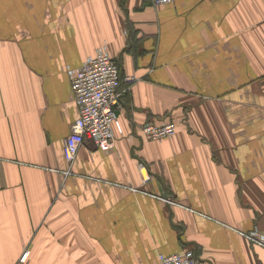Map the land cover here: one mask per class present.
Here are the masks:
<instances>
[{
  "label": "crops",
  "instance_id": "obj_1",
  "mask_svg": "<svg viewBox=\"0 0 264 264\" xmlns=\"http://www.w3.org/2000/svg\"><path fill=\"white\" fill-rule=\"evenodd\" d=\"M104 45L136 77L122 132L70 166L68 69ZM150 121L176 134L148 140ZM255 230L264 239V0H0V264H161L188 249L264 264Z\"/></svg>",
  "mask_w": 264,
  "mask_h": 264
},
{
  "label": "built area",
  "instance_id": "obj_2",
  "mask_svg": "<svg viewBox=\"0 0 264 264\" xmlns=\"http://www.w3.org/2000/svg\"><path fill=\"white\" fill-rule=\"evenodd\" d=\"M155 7L174 3L175 0H150ZM75 100L79 108V116L71 126V132L65 139L64 154L70 166H73L81 147L92 142L103 151L117 148L115 126L122 132L116 107L123 93L122 83H132L134 75L122 76L118 63L111 56L108 46L97 49L93 56L88 57L82 66L69 68ZM176 124L172 121L156 124L146 122L142 128L145 137L152 141H161L176 134ZM144 180L150 177L144 170ZM167 201L174 203L172 200ZM247 237L257 245H264V239L255 230ZM161 264H202L193 249L170 255L160 254Z\"/></svg>",
  "mask_w": 264,
  "mask_h": 264
}]
</instances>
